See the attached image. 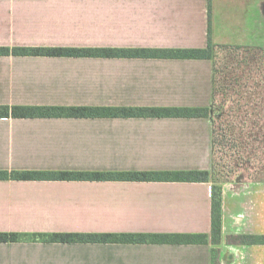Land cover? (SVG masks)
Listing matches in <instances>:
<instances>
[{
  "label": "crops",
  "instance_id": "crops-1",
  "mask_svg": "<svg viewBox=\"0 0 264 264\" xmlns=\"http://www.w3.org/2000/svg\"><path fill=\"white\" fill-rule=\"evenodd\" d=\"M207 0H0V48L200 49ZM211 41L264 48V0ZM212 62L0 56V105L210 107ZM210 119H0V171H209ZM211 183L0 180V233L206 234ZM219 264H264V181L221 184ZM208 245L0 243V264H211Z\"/></svg>",
  "mask_w": 264,
  "mask_h": 264
},
{
  "label": "trees",
  "instance_id": "trees-1",
  "mask_svg": "<svg viewBox=\"0 0 264 264\" xmlns=\"http://www.w3.org/2000/svg\"><path fill=\"white\" fill-rule=\"evenodd\" d=\"M208 3L207 45L200 49H116V48H0V56L98 59H172L208 60L212 62V103L210 107H105V106H6L0 105V119H210L211 168L209 171H144V172H81V171H0V180L12 181H89V182H186L211 183V231L206 234L149 233H0V243L56 244H147L208 245L211 264H219L221 240V184L214 183V156L225 158L247 156L253 145L264 148V75L245 76L251 50L264 57V48L216 45L211 41V7ZM233 54L239 73L222 76L229 67H217L216 53ZM240 57V58H239ZM248 60V61H247ZM241 67H244L240 70ZM221 69V71H220ZM233 73V72H232ZM256 150V149H254ZM246 163L251 164L246 159ZM223 171V170H222ZM222 172H220L221 174ZM227 175L230 171L226 172ZM239 177V176H238ZM233 180H244L243 178ZM246 180L264 181L247 176ZM237 245H264V236L228 237Z\"/></svg>",
  "mask_w": 264,
  "mask_h": 264
},
{
  "label": "rangeland",
  "instance_id": "rangeland-1",
  "mask_svg": "<svg viewBox=\"0 0 264 264\" xmlns=\"http://www.w3.org/2000/svg\"><path fill=\"white\" fill-rule=\"evenodd\" d=\"M243 55L249 59V65L245 67V72L251 71L250 74H246L245 76H260L259 71H256L257 65L261 66L262 75H264V57H261L262 55L259 52L251 50L249 53ZM216 58L218 68L222 66L229 67L227 70H223V72L218 73L217 78L219 80L222 78V76H234V73H239L235 65L236 58L233 54H226L218 50L216 53ZM243 68L244 67H241L240 70ZM261 90H264V86ZM251 149L252 150L250 153L247 156H241V159L238 155L233 159L228 157L225 158L220 152H217L216 149V154L214 156L216 169L213 182L220 183L227 178L229 180H233L238 176V179L243 178L246 180V177L250 175L259 179H264V148L262 150L260 145H253V148ZM246 159L249 160L251 164L246 163ZM227 171H230L228 175L226 173ZM220 172L222 173L220 174Z\"/></svg>",
  "mask_w": 264,
  "mask_h": 264
}]
</instances>
